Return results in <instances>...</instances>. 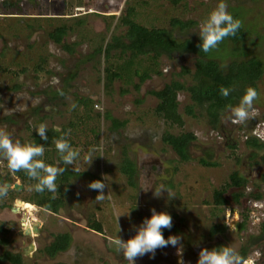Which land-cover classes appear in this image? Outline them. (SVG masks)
<instances>
[{
    "label": "rangeland",
    "instance_id": "rangeland-1",
    "mask_svg": "<svg viewBox=\"0 0 264 264\" xmlns=\"http://www.w3.org/2000/svg\"><path fill=\"white\" fill-rule=\"evenodd\" d=\"M226 2L242 14V25L248 31L244 55L256 56L263 63L255 83L260 98L254 109L256 116L264 115V0ZM217 3L0 0V128L21 143L42 144L44 161L66 168L57 177L56 193L36 192V181L23 171L4 169L0 183H9L10 188L8 197L0 199V264H11L8 255L15 256L14 264H129L112 241L134 235L133 226L149 217L152 208L170 214L172 227L162 234L165 239L180 237L182 249H157L154 256L138 257L135 264H196L200 247L221 244L238 250L253 236L247 253L254 264H264V234L259 233L264 221V183L260 180L264 160L257 164L258 152L251 156L243 143L246 135L264 143V120L246 129L226 121L223 110L217 125L210 126L204 110L180 89L176 112L181 124L166 121L155 111L158 99L154 92L171 81L184 87L194 84L202 59L194 53H174L168 58L122 49L106 55L95 51L124 34L121 18L127 6L134 10V21L147 28H165L175 39H184L198 35V24ZM61 27L65 31L56 41L54 33ZM230 48L219 49L218 55L228 56ZM187 105L190 115L185 112ZM112 119L123 126L114 129ZM41 123L47 125V141L34 130ZM57 127L62 132L70 130L66 138L80 150L73 165H64L55 149L53 141L61 135ZM185 133L194 139L184 150L187 159L181 160L164 136ZM201 159L208 165L200 163ZM123 165L133 170L132 186L122 172ZM234 171L246 179L237 204L230 201L232 189L226 187ZM93 180L106 184L103 201L95 200L97 191L88 187ZM13 184L20 187L13 188ZM146 185L153 189L163 185L175 197L169 199L164 191L156 198L152 189L142 190ZM215 189H224L227 204L213 203ZM253 191L263 197L250 199L248 194ZM42 199L52 208L42 205ZM17 200L26 202L30 210L16 206ZM20 221L36 223L30 238L23 235ZM213 224H223L225 229L213 230ZM56 234L67 240L60 251L51 254L47 246ZM29 241L32 246L24 253Z\"/></svg>",
    "mask_w": 264,
    "mask_h": 264
},
{
    "label": "trees",
    "instance_id": "trees-1",
    "mask_svg": "<svg viewBox=\"0 0 264 264\" xmlns=\"http://www.w3.org/2000/svg\"><path fill=\"white\" fill-rule=\"evenodd\" d=\"M237 10V9H236ZM235 10V7H228V12L235 18L242 21V14ZM133 8L127 6L125 8V14L121 18V22L126 26V30L123 35L112 37L111 41L106 43L104 48H96L95 51H102L105 55L111 50L122 49L128 50L133 54H147L152 53L154 56L165 55L171 57L174 53H194L201 61L197 67V73L195 76L194 84H190L184 87L183 84L171 81L165 84L160 90L154 92V96L158 99V103L155 107V111L158 115L162 116L164 120L181 124L180 115L176 112V92L180 89H185L188 93L189 99L192 103L204 110L208 123L210 126H216L220 112L225 110L226 103H238L241 95L243 94L246 86H252L256 88L255 83L260 78L263 71V63L256 56H245L243 42L245 34L248 32L245 28L241 29L234 35L225 38L217 47L210 53H204L200 50L199 45L201 43L199 36L191 38L175 39L169 30L160 27H145L144 25L134 21ZM64 28H58L54 33V39L60 41L61 36L64 33ZM252 32V29L250 30ZM262 37V36H260ZM264 38V37H263ZM228 45L230 53L226 57H220L218 50ZM243 56V58H240ZM245 56V57H244ZM217 59L214 61V59ZM230 58V59H229ZM224 59H228L226 62ZM226 64V68L221 66ZM224 86L230 88L232 91L230 96L225 98L220 93V87ZM185 112L192 114L191 107L186 106ZM112 127L118 129L123 126L122 122L116 119L111 121ZM56 135L55 133H53ZM194 136L190 133L185 134H166L164 141L172 147V150L177 154L181 160H186L187 155L185 148L189 141L193 140ZM246 148L254 150L264 149V143L260 142L256 137L246 136L243 141ZM255 153H251V156ZM264 157V156H263ZM203 165H208L204 159L200 160ZM132 169L129 166H122V172L126 175L129 185H133L132 182ZM229 182L226 183V187L232 189L230 191V201L237 204L239 198L242 196L241 189L246 184V179L240 173L234 171L228 176ZM261 182L264 183V174L261 175ZM250 199L260 200L263 194L257 191H253L248 194ZM213 203L215 205L227 204L229 199L224 196V189H215L212 193ZM40 202L42 205H47L46 201ZM52 208V207H48ZM260 234H264V221L260 225ZM242 228V227H240ZM213 230L223 232L225 226L221 224H213ZM168 230V229H163ZM263 236V235H262ZM255 238L254 236L252 239ZM250 241L252 239L249 237ZM67 238L65 235L56 234L52 241L48 244L47 250L49 253H55L60 251ZM250 241H245L243 245L237 250L240 255L245 258L248 254ZM221 244H215L213 247H219ZM8 261L11 264L15 263V256L8 255Z\"/></svg>",
    "mask_w": 264,
    "mask_h": 264
},
{
    "label": "clouds",
    "instance_id": "clouds-1",
    "mask_svg": "<svg viewBox=\"0 0 264 264\" xmlns=\"http://www.w3.org/2000/svg\"><path fill=\"white\" fill-rule=\"evenodd\" d=\"M226 0H218L216 6L209 11L207 16L198 24V34L200 38L199 48L204 53H210L217 49L218 45L227 37L234 36L242 27V21L235 19L227 10ZM226 68L227 65L221 66ZM231 89L221 86L220 93L223 97L230 96ZM63 95V93H60ZM260 98V93L252 86H246L238 103L231 102L225 104L226 121L233 124H245L256 116L254 103ZM76 105L73 103L72 108ZM43 141L48 140L47 125L39 124L34 126ZM56 132L61 133L58 139L53 141L55 149L60 156L64 165H73L80 156V150L74 148L66 138L70 135L68 132H62L57 127ZM45 148L42 144L34 142L21 143L19 139H13L11 133L0 128V175L4 174V169L11 173L23 171L30 180L36 181L33 188L36 192L43 193L45 190L56 193L58 185L57 177L66 171L65 167L54 166L44 161L43 156ZM264 156V152L259 153ZM92 157H88L90 164ZM88 187L97 191L95 200L103 201L105 199L104 189L106 184L101 180L90 181ZM10 186L7 183H0V199L7 198ZM153 190L156 198L161 197L164 191L167 192L169 199L175 197L170 189L161 185L153 189L150 185L142 188L147 192ZM55 198V196H53ZM151 215L145 217L139 225H134L135 234L127 239L117 236L112 242L117 250L121 252L129 264H135L138 257L146 254L154 256L157 249L168 246L182 249L181 238L175 235H169L165 239L162 234L163 229H171L172 217L166 211H157L155 208L150 209ZM129 212V210H128ZM128 212L124 215H128ZM121 215V214H120ZM119 216V215H118ZM196 264H245L244 258L233 247L220 245L211 249L200 247Z\"/></svg>",
    "mask_w": 264,
    "mask_h": 264
},
{
    "label": "flooded vegetation",
    "instance_id": "flooded-vegetation-1",
    "mask_svg": "<svg viewBox=\"0 0 264 264\" xmlns=\"http://www.w3.org/2000/svg\"><path fill=\"white\" fill-rule=\"evenodd\" d=\"M261 120V121H260ZM262 120H264V115L263 114H261L260 116H255L254 118H252V119H250L248 122H246L245 124H243V126L246 128V129H250V128H253L254 126H255V124L257 125V122H262ZM246 136H248V135H246ZM245 136V137H246ZM244 141V140H243ZM247 150H248V153L251 155V153H253V152H258V154L256 155L257 156V161H256V163L257 164H259L260 162H262L263 160H264V157L262 156V155H260L259 153H261V152H264V149H262V150H259V151H257V150H254V149H250V148H247ZM7 184H9V183H7ZM26 202H21V201H19V200H17L16 202H15V205L16 206H21V208L22 209H24V208H26L27 209V211L29 210V208H27V207H25L26 205H28V204H26ZM31 205V204H30ZM19 224L20 225H22V233H23V235L26 237V238H30L31 237V233H33L34 231H33V227H35V228H37V226H36V223L35 224H31V223H29V221H24V222H22V221H20L19 222ZM26 230H28L27 232H28V235H26L24 232L26 231ZM31 241H29L28 243H27V246L25 247V249H24V253H27L26 252V249H30L31 248V246H32V243H30ZM249 256V254L244 258V259H246L247 257ZM252 260H254V259H252ZM252 264H254V262L252 263Z\"/></svg>",
    "mask_w": 264,
    "mask_h": 264
},
{
    "label": "built area",
    "instance_id": "built-area-1",
    "mask_svg": "<svg viewBox=\"0 0 264 264\" xmlns=\"http://www.w3.org/2000/svg\"><path fill=\"white\" fill-rule=\"evenodd\" d=\"M252 259H254V258H251V257L248 256L246 259H244L245 260V264H252L253 263Z\"/></svg>",
    "mask_w": 264,
    "mask_h": 264
},
{
    "label": "water",
    "instance_id": "water-1",
    "mask_svg": "<svg viewBox=\"0 0 264 264\" xmlns=\"http://www.w3.org/2000/svg\"><path fill=\"white\" fill-rule=\"evenodd\" d=\"M8 185H9V184H8ZM19 187H20L19 185L13 184V188H16V189H17V188H19ZM36 229H37V228L34 227V228H33V231L36 232ZM24 233H25L26 235H28V232L25 231Z\"/></svg>",
    "mask_w": 264,
    "mask_h": 264
},
{
    "label": "bare ground",
    "instance_id": "bare-ground-1",
    "mask_svg": "<svg viewBox=\"0 0 264 264\" xmlns=\"http://www.w3.org/2000/svg\"><path fill=\"white\" fill-rule=\"evenodd\" d=\"M30 205V204H29ZM30 206H28L27 208H29ZM29 210H30V208H29ZM34 228V227H33ZM28 230H26V232H27Z\"/></svg>",
    "mask_w": 264,
    "mask_h": 264
}]
</instances>
